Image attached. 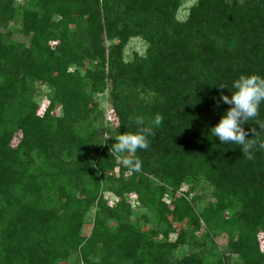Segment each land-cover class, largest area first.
<instances>
[{
    "label": "trees",
    "instance_id": "16d2710c",
    "mask_svg": "<svg viewBox=\"0 0 264 264\" xmlns=\"http://www.w3.org/2000/svg\"><path fill=\"white\" fill-rule=\"evenodd\" d=\"M179 3L28 0L18 6L16 0H0V264H70L75 251L83 264L222 263L202 249L172 258L168 244L131 220L126 204L108 208L101 203L92 235L83 244L80 230L100 185L98 171L104 176L117 167L107 148L93 149L91 134L79 135L89 129L87 103L106 79L114 95L128 88L151 94L140 114L146 125L156 114L163 116L149 148L136 153L140 171L123 177L128 169L120 163L117 187L110 191L122 198L134 193L154 211L156 194L166 188L176 192L188 184L194 191L207 184L210 203L196 214L191 204L176 199L174 223L191 217L200 230L201 220L206 238L210 229L225 232L241 264H264V253L256 247L264 234V149L257 147L248 159L240 146L222 144L210 132L230 107H217L213 98L230 96L232 81L240 75L264 77V0H197L188 19L174 23ZM87 7L90 18L85 20ZM71 13L77 18H69ZM11 30L28 42L10 41ZM133 36L152 41L149 64L123 62V45ZM114 40L119 44L107 45ZM42 86L49 105L40 117L36 94ZM57 107L61 113L54 115ZM116 110L122 117L120 132H136L131 110L125 105ZM256 121L264 122V103L258 116L243 124L257 131L253 139L264 140V128ZM246 138H252L251 131ZM148 175L165 188L155 189ZM76 191L87 199H76ZM111 218L116 226L106 223ZM191 238L198 248L202 237Z\"/></svg>",
    "mask_w": 264,
    "mask_h": 264
},
{
    "label": "rangeland",
    "instance_id": "374dc122",
    "mask_svg": "<svg viewBox=\"0 0 264 264\" xmlns=\"http://www.w3.org/2000/svg\"><path fill=\"white\" fill-rule=\"evenodd\" d=\"M24 1L27 2L28 0H16V3L19 6L20 3L25 4ZM196 4L197 0H180V3L174 13L173 22L184 23L188 19L192 7L196 6ZM99 5L102 4L99 3ZM60 16L61 15L57 14V16L54 17V20H59ZM82 16L85 20L90 18L88 7L83 9ZM68 17L77 18V15L71 13ZM70 28L75 30L76 24H70ZM8 38L10 41L15 43L28 42L27 36L19 34L15 32V30H11L9 32ZM150 42L152 41L146 40L141 36L130 37L122 48L123 62L128 63L129 65L132 64V66L140 61L149 64L151 56L154 53ZM116 44H119V41L114 40L107 42V45L109 46ZM159 59H161L160 56ZM82 63L84 68L89 66V63L85 61V59ZM69 71H72V68L69 69ZM104 81L105 85L103 90L92 94L91 101L87 103V112L84 121L87 123L89 129L86 134L83 135L82 133H79V135L81 137L88 138L91 134L90 140L91 143H93V149L97 151L99 150L100 152L107 148V156H112L109 151L111 146L108 147L110 144L109 142L117 135L122 134L120 132L122 117L121 113L116 110V106L125 105L131 110L129 117L135 119L138 114H141V110L147 108L148 104L151 103V94L148 92H146L147 94H143L141 89L134 92L131 88H128L127 90H119L118 93L114 95L110 92V85H112V83H110L108 79ZM40 90L41 91L36 94V98L39 103L37 115L41 117L48 107L49 102L45 98V86L40 87ZM59 113H61L60 108L57 107L53 114L57 115ZM19 139L20 135L18 133L15 134L11 141L13 147L16 146ZM119 164L120 161L116 159L117 167H115L112 171L106 172L104 176L101 171H98L100 185L96 190V197L94 199L91 197L88 201V209L84 214V222L80 230V237L83 239V244L87 242L92 235L96 219L95 216L100 210L99 205L101 203H104L108 208L122 204L124 206V204H126L129 208L131 220L139 224L142 232H155V235H152V239L160 243L168 244L170 246V254L173 256L172 258L177 259V257L180 258L186 255L188 251L202 249L203 251L201 253H209L213 256V259L221 257V264H241L240 258L235 253L230 251V248H228L229 241L225 232L218 233L217 230L210 229L208 230V236L206 238L205 234H201L205 232L203 221L200 220V230H196L191 217L190 219L185 218L181 224H176L173 221L172 212L174 210V202L176 199H183L187 201L195 208L194 212L198 214L207 206L208 203H210L212 188L209 185L201 183L194 188V191H191V186L188 184H183L176 192H172L171 189L166 188L168 191L156 194L154 198L156 204L154 206L155 208H153L154 211H152L148 208L146 202L139 200L138 195L134 193H127L124 195V198H122L117 196L115 192L110 191V189L117 187L115 182L119 177ZM93 165H96V159L94 160ZM129 175H131V172L128 170L124 172L123 177L127 178ZM148 179L152 181L155 189L156 187H162V189L165 188L158 179L152 177L151 175H148ZM89 186L91 188V184ZM75 198L81 199L82 201L87 199L85 194L80 191H76ZM155 213L156 218H153ZM224 217H228V214H225ZM106 223L109 226H116L117 222L114 218H111L106 220ZM166 228L169 229V232L165 235L164 231H166ZM180 235L182 237L178 239ZM191 235L197 238H199V236L202 237L200 241H198V239L196 241L199 245L198 248L192 246ZM189 241H191V243H189ZM256 247L260 253H264V234H259ZM71 254L74 255L72 256L70 264H75V260L76 264H83L79 251L72 252Z\"/></svg>",
    "mask_w": 264,
    "mask_h": 264
},
{
    "label": "clouds",
    "instance_id": "9594fccd",
    "mask_svg": "<svg viewBox=\"0 0 264 264\" xmlns=\"http://www.w3.org/2000/svg\"><path fill=\"white\" fill-rule=\"evenodd\" d=\"M220 89H227L224 84L218 85ZM231 95L219 93L218 100L213 98L217 107L221 103L230 107L222 114L218 123L210 129L213 137L222 144H233L240 149L248 159L253 158V151L258 147L264 149V140L253 139L257 131L245 130L243 124L258 116V109L264 103V77L256 74L240 75L232 81ZM163 116L156 114L146 125L143 116H136L135 123L138 130L133 133H123L116 136L115 142L109 151L130 172H139L142 166L140 158L136 155L138 150H147L150 145L149 137L154 135V129L159 128ZM259 129L264 128V122L256 121ZM252 132V138L249 136Z\"/></svg>",
    "mask_w": 264,
    "mask_h": 264
},
{
    "label": "built area",
    "instance_id": "2783aa9c",
    "mask_svg": "<svg viewBox=\"0 0 264 264\" xmlns=\"http://www.w3.org/2000/svg\"><path fill=\"white\" fill-rule=\"evenodd\" d=\"M99 1H102V0H99Z\"/></svg>",
    "mask_w": 264,
    "mask_h": 264
}]
</instances>
